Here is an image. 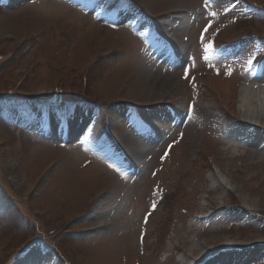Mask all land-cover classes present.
Instances as JSON below:
<instances>
[{
    "label": "rangeland",
    "instance_id": "rangeland-1",
    "mask_svg": "<svg viewBox=\"0 0 264 264\" xmlns=\"http://www.w3.org/2000/svg\"><path fill=\"white\" fill-rule=\"evenodd\" d=\"M263 51L264 0H0V264H191L201 239L255 237L236 256L264 264V155L223 136L258 124L237 94ZM77 173L101 186L74 198Z\"/></svg>",
    "mask_w": 264,
    "mask_h": 264
},
{
    "label": "bare ground",
    "instance_id": "bare-ground-1",
    "mask_svg": "<svg viewBox=\"0 0 264 264\" xmlns=\"http://www.w3.org/2000/svg\"><path fill=\"white\" fill-rule=\"evenodd\" d=\"M176 11V10H175ZM182 11V10H181ZM176 12H180V11H176ZM177 13V14H178ZM183 13V12H182ZM173 14V12H172ZM176 14V13H175ZM173 14V15H175ZM169 16V15H168ZM183 23H180V26ZM187 25V24H186ZM183 26V25H182ZM181 26V27H182ZM188 26V25H187ZM173 28V26H172ZM183 28V27H182ZM181 28V30H182ZM164 32V31H163ZM176 33V32H175ZM176 35V34H175ZM173 37V36H172ZM166 38V37H165ZM161 40V39H160ZM164 40V39H163ZM168 45H174V40L172 41L171 39H169L168 41H165ZM164 44V43H163ZM175 46V45H174ZM174 48V47H173ZM177 48V47H176ZM177 52V51H176ZM174 52L173 54H175V60L172 59L171 57V61H175L177 60V62L182 61V57L181 56H177L179 55L178 53ZM179 52V51H178ZM181 53V52H180ZM172 54V53H171ZM247 80H257V78L253 77V74H250L246 77ZM147 80V79H146ZM150 80V79H149ZM259 80L261 82L264 83V76H260ZM151 82V81H150ZM148 85H150V83H148ZM158 85V88H160L161 90L165 91V93L168 94H176V91H178L179 89L181 90L180 86L179 87H175L172 88V85L169 83V81L166 82H160ZM131 86H133L134 88H142V90H144V84L142 83H138V81H133L131 83ZM130 86V87H131ZM132 88V87H131ZM244 87H242L239 90L238 95V102L240 103V108L244 109L246 108V111L248 113L249 108L252 104H255L256 108H260V119L258 121V124H253L251 121L249 120H243V119H238L236 118L237 124L238 126L234 129V134L232 135H227L224 138V142L226 144H230V147H234V148H243L245 147L244 144L246 145H250L252 147H254L253 150L256 151V154H260L261 150L264 149V90L261 92H250L248 91V89H243ZM148 89V88H147ZM143 92V91H142ZM164 93V92H163ZM222 93V92H221ZM220 93V94H221ZM230 98V97H229ZM258 98V99H256ZM258 105V106H257ZM83 116V115H82ZM82 118V117H81ZM86 120V115L84 116V120H82L81 122L83 123V127L89 126L88 124H86L85 122ZM258 120V119H257ZM228 121V120H227ZM226 122V121H225ZM224 122V123H225ZM257 122V121H256ZM75 123L77 124V129L81 130L80 123L78 124L76 121ZM228 123V122H227ZM231 123V122H230ZM86 124V125H85ZM71 124H69L68 129L70 132H74L72 126L70 127ZM257 126V127H255ZM249 128H254V130L249 131ZM76 131V130H75ZM262 132V133H261ZM155 134V133H154ZM52 135L53 132H49L48 134H45V137L47 140H52ZM156 135V134H155ZM72 136H74V134H72ZM140 139V138H139ZM134 142L136 140L133 139ZM138 141V140H137ZM141 141V140H140ZM106 142V141H105ZM104 142V143H105ZM103 143V144H104ZM123 144V143H122ZM133 144V143H132ZM131 144V145H132ZM135 144V143H134ZM109 145V144H108ZM99 147V144H98ZM115 147L116 150H112V147L107 146L106 144H104L102 149V152L107 155V156H113L116 159L121 157V162H123V164H129L132 160V156L134 155V153L136 154H141V152L139 151H135L136 149H132V148H124L122 147L121 144H119V142H115ZM228 151H231V148H227ZM255 153V152H254ZM133 154V155H132ZM132 155V156H131ZM235 157V156H234ZM6 170L7 171H11V162L10 160H6ZM65 171V170H64ZM69 171V170H68ZM74 175V174H73ZM72 175V176H73ZM71 176V182L74 184L73 185V191L74 193L72 194L74 198L76 197H81L84 195H87L88 193H90L91 191H93L92 189H96L99 188L101 185L97 182L99 180L95 179H88L86 177H84L83 175L77 173L75 174L74 177ZM63 177V176H62ZM97 180V181H96ZM232 181V180H231ZM62 183V182H60ZM64 183V182H63ZM71 183V184H72ZM28 184V183H27ZM21 189H23L25 187V184L21 183L19 185ZM53 186V185H52ZM228 187L233 189V191L239 196L241 202H243L245 204V194L242 195L241 191L239 188H237L235 185L232 184V182L228 183ZM227 187V188H228ZM60 188V187H59ZM65 188V187H64ZM62 189V187H61ZM63 191V190H62ZM61 191V192H62ZM90 191V192H89ZM66 199V198H65ZM252 207L256 208V203L253 201L252 203H250ZM105 208V207H104ZM103 208V209H104ZM107 209V208H106ZM209 209H211V207L209 206ZM237 214V213H236ZM102 214L100 213H96L93 217H91V220H94L96 218L100 219L99 217ZM231 213L227 212L225 213V217L230 216ZM118 216V215H117ZM116 216V217H117ZM102 218V217H101ZM248 218L250 220H253L254 216L253 215H248ZM104 219V218H103ZM113 219V218H112ZM117 219V218H116ZM114 224V223H113ZM112 224V225H113ZM104 226V225H102ZM107 226V225H106ZM111 226V225H109ZM107 226V227H109ZM101 227V226H100ZM105 228V227H104ZM111 228V227H110ZM97 229V227H96ZM111 230V229H110ZM106 232V231H105ZM109 232V230H108ZM104 234V233H103ZM252 237V236H251ZM224 239V238H223ZM219 240L217 242H215L217 244V246H215V243H211L209 240L207 241L206 239H201L203 240V242L201 243V248H197L196 246H194L192 249L189 250V252L191 253V256H187V262L191 264H239L240 261L242 260L240 257L236 256V253H238L239 251H241L242 249L245 250V248L250 245H253L255 243H258V239L255 237L253 240H235V242H231L228 240ZM200 240V239H199ZM246 248V249H247ZM251 248V247H249ZM207 250L209 252H207ZM211 252V253H210ZM233 255L230 257L229 261H225V259H223L222 257L224 255ZM223 255V256H222ZM209 258L206 260V257ZM251 258V257H250ZM244 261V260H242ZM186 262V263H187ZM48 263L47 259L43 258L41 259L40 264H46ZM184 264V263H183ZM242 264V263H241Z\"/></svg>",
    "mask_w": 264,
    "mask_h": 264
},
{
    "label": "snow or ice",
    "instance_id": "snow-or-ice-1",
    "mask_svg": "<svg viewBox=\"0 0 264 264\" xmlns=\"http://www.w3.org/2000/svg\"><path fill=\"white\" fill-rule=\"evenodd\" d=\"M206 2H207V0H206ZM205 31H207V29H205ZM211 44H207V45H205V52L207 53L210 49H211ZM205 59H207V56H205ZM253 59H255L254 57L253 58H250L248 61H247V63H248V65H249V67H251L252 66V64H253ZM187 71V70H186ZM228 74H231L230 72L228 73ZM111 166V165H110Z\"/></svg>",
    "mask_w": 264,
    "mask_h": 264
}]
</instances>
